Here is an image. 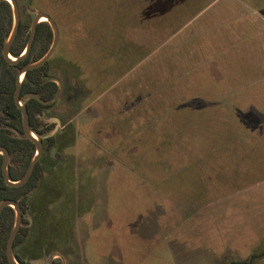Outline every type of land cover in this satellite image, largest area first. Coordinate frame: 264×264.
Listing matches in <instances>:
<instances>
[{
    "label": "rangeland",
    "instance_id": "374dc122",
    "mask_svg": "<svg viewBox=\"0 0 264 264\" xmlns=\"http://www.w3.org/2000/svg\"><path fill=\"white\" fill-rule=\"evenodd\" d=\"M63 1L42 0L59 30L39 116L54 139L15 251L264 264V0ZM23 3L21 18L41 11Z\"/></svg>",
    "mask_w": 264,
    "mask_h": 264
},
{
    "label": "trees",
    "instance_id": "16d2710c",
    "mask_svg": "<svg viewBox=\"0 0 264 264\" xmlns=\"http://www.w3.org/2000/svg\"><path fill=\"white\" fill-rule=\"evenodd\" d=\"M18 8L20 4L26 7L37 6L42 12L49 14L52 18L54 12L42 0H16ZM22 1V3L20 2ZM63 1V0H61ZM80 1V0H79ZM70 2L68 0L63 1ZM67 4V3H66ZM69 4V3H68ZM62 6V5H61ZM63 7V6H62ZM60 7V9H63ZM36 8V7H35ZM40 11V12H41ZM67 11V10H66ZM33 17V16H32ZM32 17H20V23L16 36L10 46L9 53L12 57H18L26 46L30 21ZM12 27V9L11 5L6 1H0V146L5 147L9 152V162L7 166V176L9 180H18L25 172L29 162L35 153V146L28 138H20L10 128L22 132V119L19 108L15 105L13 95L16 88V74L19 68L38 60L48 50L51 41V29L46 21L37 24L35 36L31 44L28 55L15 64H11L5 60L2 55V47ZM48 61L38 68L28 70L23 77L20 85V96L26 93L37 95L42 102L33 98L23 102L28 115L29 124L32 132L43 135L46 131L42 130L39 116L50 107L52 99L55 97L59 87L55 80L49 77L47 70ZM52 136L43 139V142H52ZM50 149L51 145L46 146ZM2 156L0 154V202L4 199H11L18 202L22 214L27 210V200L30 193L38 186L41 176L40 159L36 163L34 170L26 183L19 187L8 186L1 174ZM14 222V212L9 206L4 207L0 211V264H9L5 256V247L8 235ZM28 223V220H24ZM29 226H20L16 238L13 243V254L19 264H31L30 260H24L21 255L15 251V247L20 245L27 232ZM37 258H40L37 256ZM35 259V258H34Z\"/></svg>",
    "mask_w": 264,
    "mask_h": 264
},
{
    "label": "water",
    "instance_id": "95a60500",
    "mask_svg": "<svg viewBox=\"0 0 264 264\" xmlns=\"http://www.w3.org/2000/svg\"><path fill=\"white\" fill-rule=\"evenodd\" d=\"M0 1H2V0H0ZM6 1L11 5V9H12V27H11V30H10V32H9V34L5 40V43L2 47V55L7 62H9L11 64H15L28 55L30 48H31V44H32L34 36H35L36 27H37V24L39 22L46 21L48 23V25L51 29V33H52L51 44H50L48 50L44 53V55L42 57H40L38 60L19 68L17 71V74H16V88L14 91L13 99H14L15 105L19 108L20 113H21L22 132H20L16 129H13L10 126H6V127L12 129L17 134V136H19L20 138H24V137L28 138L29 140H31V142L35 146L34 156L32 157L31 161L29 162L24 174L18 180L12 181V180L8 179L7 166H8V162H9V152L5 147L0 146V154L2 156L1 174H2V177L4 179V182L8 186L19 187V186H21L27 182V180L29 179V177L31 176V174L34 170L36 163L38 162V160L41 157L42 152H43V139H42L41 135L32 132V130L30 129L29 115H28V112H27L25 106L23 105V102L27 99H30V98H33L39 102H42V101L40 100V98L37 95H35L33 93H26V94L20 96V85H21V82L23 80L24 74L28 70L38 68V67L42 66L43 64H45L50 59V57L52 56V54L55 50V47L58 43L59 30H58V26H57L56 22L53 20V18L49 14H47L45 12H35L33 17L31 18V21H30L29 37H28L25 48L23 49L22 53L18 57H12L9 53V49H10V46H11V44H12V42L16 36L17 30H18V26L20 23V11H19L18 4H17L16 0H6ZM0 127H1V125H0ZM6 206H9L13 209L14 222H13V226L11 228V231H10L8 238H7V241H6L5 256H6L7 262L9 264H19L16 261L14 254H13V243H14V240H15L16 235L18 233V230L21 226L22 212H21V208H20L18 202L15 200H11V199L2 200L0 202V211ZM30 263L42 264V263H45V259L31 260ZM47 263L52 264V261L47 260Z\"/></svg>",
    "mask_w": 264,
    "mask_h": 264
},
{
    "label": "flooded vegetation",
    "instance_id": "af4514ba",
    "mask_svg": "<svg viewBox=\"0 0 264 264\" xmlns=\"http://www.w3.org/2000/svg\"><path fill=\"white\" fill-rule=\"evenodd\" d=\"M57 85H58V84H57ZM46 110H47V109H46ZM46 110H45V111H46ZM45 111H44V112H45ZM67 123H68V122H67ZM39 159H40V158H39ZM41 204H42V203L39 202V204H38V206H37V207H38V214L40 215L41 219L44 220V213H45V212H44V208L42 207ZM40 217H39V218H40ZM28 223H29V222H28ZM44 225H45V223L43 224V226H44ZM30 261H31V260H30ZM31 264H32V263H31ZM52 264H56V262H55V261H52Z\"/></svg>",
    "mask_w": 264,
    "mask_h": 264
}]
</instances>
